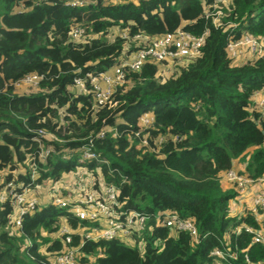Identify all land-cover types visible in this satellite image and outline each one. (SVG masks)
Here are the masks:
<instances>
[{
  "label": "trees",
  "instance_id": "trees-1",
  "mask_svg": "<svg viewBox=\"0 0 264 264\" xmlns=\"http://www.w3.org/2000/svg\"><path fill=\"white\" fill-rule=\"evenodd\" d=\"M69 1L0 0V264H50L80 245L76 231L92 224L70 208L36 190L42 204L18 226L5 193L9 183L19 192L46 181L53 190L63 175L83 169L93 188H116L123 211L146 217L134 240H84L86 264H209L215 248L234 254L230 264H264V246L244 229L236 233L243 223L258 225L248 214L231 215L234 191L221 178L231 168L264 175V116L253 102L264 92V56L245 50L235 64L226 50L242 35L264 37V0H226L216 9L214 0ZM76 26L84 33L74 39ZM178 28L205 33L195 60L172 69L147 61L126 72L111 104L95 105L87 74L109 72L124 54ZM29 74L41 76L37 86L16 91ZM76 78L85 79L84 92ZM145 114L153 119L142 127ZM40 130L53 138L39 143ZM83 148L98 159L83 160ZM41 149L49 152L40 159ZM167 213L192 220L197 236L163 226ZM62 225L76 232L70 245Z\"/></svg>",
  "mask_w": 264,
  "mask_h": 264
},
{
  "label": "built area",
  "instance_id": "built-area-1",
  "mask_svg": "<svg viewBox=\"0 0 264 264\" xmlns=\"http://www.w3.org/2000/svg\"><path fill=\"white\" fill-rule=\"evenodd\" d=\"M226 0H214L210 7L216 9L217 5L224 3ZM86 0H70L71 5L82 6ZM207 16H210V10H207ZM221 13L219 12L218 15ZM214 18V22L219 21ZM83 28L76 26L71 31L74 39L82 36ZM127 32L123 30L121 35L126 37ZM205 33L194 35L181 28L175 31L163 34L160 37H153L150 43L130 54H124L118 60V63L109 71L96 75L87 74L86 78L91 85V91L94 95L95 105H104L110 103V97L113 89L117 85H123L126 80L127 71H137L147 61L163 62L167 64L168 69L176 63H189L195 60L200 54L205 41ZM138 37V35L136 36ZM228 55L232 58L233 63L237 64L244 56L247 50L250 54L257 57L264 56V37H257L252 34L242 35L240 38L231 40L226 47ZM41 76L36 74L26 75L21 81L17 82L14 87H36ZM75 85L79 92L85 90V79L76 78ZM253 102L259 108L261 115L264 116V92H255L253 94ZM152 116L145 114L141 117V126L144 127L152 122ZM45 132L40 130L37 132L38 141L44 136ZM103 132L100 133V136ZM137 135V134H136ZM49 151L42 150L39 157L44 158ZM82 159H98L97 155L89 149L81 150ZM36 175V167L34 165L31 173V179L34 180ZM234 191V196L230 200L229 211L231 215L243 216L250 215L258 226H252L243 223L236 230L239 233L241 229L251 234V242L259 243L264 246V175L255 179L245 174H240L236 169L226 170L222 176ZM47 185L35 184L23 187L21 191H15L13 183L7 185L5 194L11 195L15 206L16 217L15 225L21 224L22 215L28 211L35 210L42 204V200L38 197L36 190ZM81 187H75L74 190L68 189L67 195H60L57 192V186L49 193L51 203L61 208H70L71 213L80 220H86L90 224L88 227L80 228L76 231L81 240L97 239H115L122 238L126 240H134L138 232L144 230L146 217L138 211H123L122 203L117 199V191L113 186H106L100 189L93 188V182L80 183ZM5 194L1 195V199L5 198ZM162 225L172 230H183L188 232L192 237L197 236V229L192 220L180 218L175 213H167L162 220ZM60 231L64 234V243L70 245L72 243V233H76L67 225H62ZM69 246L64 251L52 256L48 261L50 264H86L80 260L79 246ZM234 254L229 253L226 249L215 248L210 252L211 261L209 264H230L229 257Z\"/></svg>",
  "mask_w": 264,
  "mask_h": 264
},
{
  "label": "rangeland",
  "instance_id": "rangeland-1",
  "mask_svg": "<svg viewBox=\"0 0 264 264\" xmlns=\"http://www.w3.org/2000/svg\"><path fill=\"white\" fill-rule=\"evenodd\" d=\"M15 90L18 91V92H24V91L28 90V87H25V86L17 87V88H15ZM42 138L49 140V139H52L53 137L50 134L45 132V134H44V136ZM29 166L31 168V173H32L33 168H34V164L31 162ZM82 171L85 173L84 169ZM83 172H81L80 174H65V175H63L62 178L59 180V182L56 184L57 190L60 191V189H66V188H68L70 190H74L76 186L77 187H79V186L81 187L80 183L85 182L87 180V177L83 178L84 177V175H83L84 173ZM4 173H5V171L2 172L1 175H3ZM43 188L44 189L40 188L41 191L44 192L42 195L44 197H45V195L49 196V193L52 192V190L51 189L49 190V187H46V185ZM54 189L55 188H53V190Z\"/></svg>",
  "mask_w": 264,
  "mask_h": 264
},
{
  "label": "crops",
  "instance_id": "crops-1",
  "mask_svg": "<svg viewBox=\"0 0 264 264\" xmlns=\"http://www.w3.org/2000/svg\"><path fill=\"white\" fill-rule=\"evenodd\" d=\"M224 184L227 186V187H229V185L224 181Z\"/></svg>",
  "mask_w": 264,
  "mask_h": 264
}]
</instances>
